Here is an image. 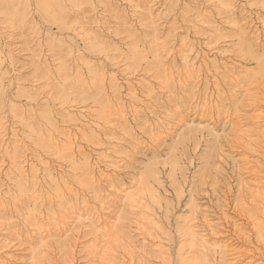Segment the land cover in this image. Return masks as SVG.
<instances>
[{"label": "rangeland", "instance_id": "374dc122", "mask_svg": "<svg viewBox=\"0 0 264 264\" xmlns=\"http://www.w3.org/2000/svg\"><path fill=\"white\" fill-rule=\"evenodd\" d=\"M189 263L264 264V0H0V264Z\"/></svg>", "mask_w": 264, "mask_h": 264}, {"label": "bare ground", "instance_id": "6f19581e", "mask_svg": "<svg viewBox=\"0 0 264 264\" xmlns=\"http://www.w3.org/2000/svg\"><path fill=\"white\" fill-rule=\"evenodd\" d=\"M257 193H258V192H257ZM260 193H261V192H260ZM261 194L263 195V193H261ZM259 196H260V195H259ZM188 227H189V226H188ZM188 230H190L189 233H190V235L192 236V241H194V236H195V235H194V230H193V229H189V228H188ZM196 233H197V232H196ZM196 239H197V238H196ZM190 242H191V241H190ZM196 243H197V242H196ZM194 244H195V243L192 242L193 250H194ZM195 246H196V245H195ZM223 247H224V246H223ZM225 247H226V246H225ZM225 247H224V248H225ZM218 248H219V247H218ZM224 248H223V249H224ZM221 249H222V248H221ZM221 249H220V250H221ZM109 253H110V251H109ZM194 253H195V252H194ZM106 255H107V251H106ZM106 255H105L104 257H106ZM192 256H193V254H192ZM107 257H108V256H107ZM193 258H194V257H190L189 259L192 260V262H193ZM106 259H108V258H106ZM195 259H197V258H195ZM108 262H109V260H108ZM189 264H190V263H189Z\"/></svg>", "mask_w": 264, "mask_h": 264}]
</instances>
